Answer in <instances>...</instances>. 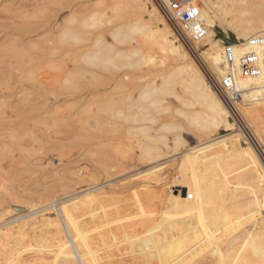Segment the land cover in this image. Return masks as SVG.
I'll list each match as a JSON object with an SVG mask.
<instances>
[{
	"label": "bare ground",
	"instance_id": "1",
	"mask_svg": "<svg viewBox=\"0 0 264 264\" xmlns=\"http://www.w3.org/2000/svg\"><path fill=\"white\" fill-rule=\"evenodd\" d=\"M126 1L129 4L127 14H130L131 10L136 15L110 29L112 42L106 40L102 34H94L97 26L102 23L103 12L91 10L86 1L72 2L65 17L61 16L60 19L49 17L52 20L49 19L46 25L47 31L58 35L61 44L80 45L81 52L79 50H77L79 54L75 52L76 65L66 78L69 85L76 86L84 78L89 80L95 87L93 94L99 98L103 95L106 100L103 102V109H109L119 120H123L120 122H130L125 131L131 135V138L133 136L137 139L135 142L137 141L140 148L138 149L134 143L133 146L140 150L139 159L145 160L146 165L147 162L153 165L147 167V170L143 169L145 172L149 171V177H143L146 178L145 182L138 179L139 182L136 183L139 189L131 188L130 192L135 190L131 194L129 192L125 195L126 192L123 191L121 192L124 193L123 196L119 194V198L113 197L114 194L111 195L110 192L107 194V189L101 190V187L106 185L103 183L101 187L94 188L97 186L95 184L93 188L79 191L69 197L70 200L59 203L57 214L63 225V232L69 240L73 258L78 264H99L85 258L89 245L110 243L112 246L116 243L115 247H110L111 249H108L110 245L104 248L106 259L104 264H110L108 260L124 242L128 253L138 261L149 258L156 260L158 264H264V219H260L259 211L260 206L264 204L262 158L245 137L244 143L241 141L240 138L244 134L241 133L242 129L240 130L237 125L230 108L218 91L210 85L200 64L167 18L164 9L169 10L173 15L178 14V11L171 5L166 7L163 1L160 2L161 5L156 1L155 4L154 0ZM199 5L201 18L206 26V35L202 40L193 42V46L206 41L209 47L202 51L203 53L199 48L193 49L195 53L203 54L207 58L205 59L210 61L209 65L221 80L226 69L230 67L225 47L228 45L235 49L234 65L238 93L236 95L229 92L228 96L245 118L250 117L256 122L261 113V106L264 108V43L256 44L252 41L264 35V0H199ZM222 21L226 22L228 30L222 28ZM89 40H91L90 44L83 46L84 49L81 50L83 48L81 44ZM124 43L128 46L122 47ZM248 52H256L258 55L259 67L255 73L241 70V57ZM162 57L175 63L162 68L161 73L159 72L161 77L159 83L157 75L151 79H148V76L158 59L163 60ZM160 62L164 63V60ZM141 68H143L142 72L136 76L137 79L134 76V79L139 81V83L136 81L139 88L137 90V87H133L138 91L137 95L133 96L127 89L124 79L133 77L131 76L133 71ZM177 78L178 81L181 78L185 90L192 95L193 102L189 104L191 106L198 104L201 109L187 112L179 111L178 108L176 111L201 131H207L211 127L225 132L222 136L210 138L199 146H189L182 153L179 152L180 156L176 153L179 161L176 163L174 183L187 189L185 196L175 195L172 191L166 194L165 184H159L163 177V172L161 173L163 168H160L163 163L161 165L156 162L160 158H167L173 151L176 152L184 141L181 134H176L173 147L169 145L172 150H168L165 133L161 134L158 129L165 132L182 128L175 121L163 122L157 129L152 126L158 121L157 110H161V107L167 111L168 107L162 105L165 101L162 95L165 96L171 91V86L175 85ZM101 86L106 88L101 90ZM120 96L125 97L127 101L131 99V102L126 106L122 105L124 103L119 104ZM122 100L120 102H123ZM185 103L187 105V102ZM155 106L159 109H155ZM94 117L97 118L95 115ZM152 130L159 133L154 135L151 133ZM158 141L164 142V147L167 145V149L162 150L156 145ZM117 163L119 165V162ZM115 173L112 175L117 177ZM127 181L124 183L129 184ZM110 183L112 185V181ZM106 194L111 195L109 198H117L122 202L118 210L120 208L126 210V214H123L127 225L125 228L116 227L115 232L102 230L98 232L97 225H92L94 219L88 215H83L77 225L69 224L67 220L69 213L92 209L105 201L113 203V200H107ZM43 198L42 195L38 197L39 200ZM119 202L116 201V204ZM157 206L159 208H156ZM38 213V209L34 211L32 208L27 214L3 221L0 227L13 224L22 226L27 219L36 218L33 222L36 224L32 228L36 231V225L43 227L49 223L47 214ZM248 223H251L250 227L243 229ZM129 227H133L134 230L128 232ZM52 231L56 230L51 228L49 232ZM42 234L43 236L37 239L38 244L44 240V235L46 236L47 233L42 232ZM226 238H229L228 241ZM108 239H113L115 243H108ZM45 240L51 247L53 246L49 235ZM28 245L32 247L31 243ZM203 252L212 259L210 263H203Z\"/></svg>",
	"mask_w": 264,
	"mask_h": 264
},
{
	"label": "rangeland",
	"instance_id": "2",
	"mask_svg": "<svg viewBox=\"0 0 264 264\" xmlns=\"http://www.w3.org/2000/svg\"><path fill=\"white\" fill-rule=\"evenodd\" d=\"M63 1L0 0V223L10 220L11 217L27 214L32 208L34 211L38 209L39 215L44 212L49 216V223L43 227L36 225V231L32 230L36 224L33 223L36 218L27 219L22 226L13 224L0 227V264H78L77 260L73 258L69 240L63 232V225L57 214L59 203L70 200L69 197L79 191L93 188L95 184L97 186L94 188L101 187L103 183L106 184H104L106 187L102 186L101 190L107 189V194L110 192L109 194H114L113 197L119 198V194L123 196L125 192V195L129 194V190L134 188L138 190L139 187H137L136 182H139L140 179L145 182L146 178L143 179V177H149V171L145 172L143 169L147 170V167L153 166L149 164L150 162H147L146 165L145 160L144 162L139 159L140 150L138 149L140 147L138 148L137 141L135 142L137 139H134L133 136L132 139L131 135L125 131L130 122H120L123 120H119L109 109H103L105 98L100 95V99L93 94L95 87L89 80L81 79L76 86H70L69 81L66 80L69 71L76 65L80 45L61 44L56 33L46 30L47 21L51 17L52 19L65 17L70 5L76 0ZM77 1H86L91 10L103 12L102 23L97 26L94 34H102L106 40L111 42L110 29L136 15L131 10L130 14H127L129 4L126 0ZM155 1L156 4L157 1ZM91 5H95V8ZM222 22V28L228 30L226 22ZM90 42L91 40L81 44V47L90 44ZM195 45L201 53L209 47L206 41ZM121 46L127 47L128 44L124 43ZM195 47L193 46V48ZM83 49L84 47L81 50ZM76 51L77 53H75ZM192 54L206 74L208 82L215 89L211 79L222 80L216 76L213 67L209 65L210 61L206 60L207 58L203 54L198 55V53L193 52ZM162 58L164 63L160 62L163 60L159 58L158 65L156 64L152 67V71H149L151 77L148 76V79L157 75V81L160 83L159 74L163 70L162 68L175 63L165 59V57ZM161 63L162 66H160ZM56 67L58 68L56 69ZM142 69L134 70L133 75H131L133 77L124 79L127 83V89L132 92L133 96L138 93L139 81L136 80V76L140 75ZM179 81L177 78L175 85L171 86L170 92L172 93L162 95L163 100H165L162 105L167 106L168 109L165 111L158 105L161 109L157 110L158 113L156 112L158 121L152 126L157 129L161 127L163 122L175 121L182 128L165 132L158 129L161 134L165 133V143L168 144V150H172L171 147L174 145L173 139L176 134H181L184 141L180 145L181 147L176 149V152L170 153L176 159L169 154L167 158H160L156 162L161 165L163 163L160 166L163 168L161 171L163 177H161L159 184H165L166 194L168 191H172L175 195L182 194L185 196L187 189L179 185L176 186L174 183V176L177 172H175L176 163L179 161L178 156L189 146H199L206 143L210 138L222 136L225 132L222 129H212L211 127L207 131H201L197 129L195 124H190L185 116L176 111L178 108L179 111L187 112L201 109L198 104L193 106L189 104L193 102L192 95L185 90L181 78ZM134 86L137 87V90L133 88ZM101 87V90L106 88V86H104L105 88ZM176 94L179 96L176 97ZM119 98H121L120 101L123 99V102L117 99L119 104L124 103L122 105L126 106L131 102V99L127 101L123 96ZM223 98L240 130L242 129L241 133L244 136L240 138L241 141L243 142L245 137V140L254 147L264 162V108L261 106L259 119L255 122L250 117L245 118L229 96ZM168 103L171 104V107ZM183 103L185 104L183 105ZM159 107L155 109H159ZM152 109L154 108L152 107ZM155 132L151 131L154 135L159 133ZM130 141L131 144H129ZM158 142L155 144L160 146L162 150L167 149V145L164 147V142ZM133 143L137 145L138 149H136V145L133 146ZM108 155L109 157H107ZM119 167L125 171L118 169ZM112 173L117 174V177L114 174L113 176ZM113 177L116 178L113 179ZM123 180H128L127 183L129 184L124 183ZM110 181H112V185ZM150 181L154 182V180ZM123 191L124 193H121ZM40 195L44 197L42 200L38 199ZM110 196L107 195L106 198L113 200V203L115 201L114 204L110 203L112 201H108L109 203L105 201L95 208L67 214L69 224L71 226L77 225L83 215H88L94 219L92 225H97L98 232L101 230L115 232L116 227L125 228L127 225L123 214H126V210L122 208L118 210L122 202H119L117 198H109ZM116 201L119 203L116 204ZM40 210L42 211L40 212ZM259 211L262 220L264 219V204L260 206ZM147 212L148 210H146V214H148ZM250 225L251 223L245 224L243 229L249 228ZM51 228L56 231L50 233ZM127 230L128 232L133 231L134 228L129 227ZM42 232L47 233L46 236L49 235L52 238V247L45 240V235L44 240L38 244L37 239L41 235L43 236ZM115 235L118 236L117 233ZM228 239L226 238V241ZM108 240V243H115L113 239ZM28 243H31L32 247ZM41 244L46 246L43 247ZM115 244L112 246L110 243L107 245H89L84 256L89 261L104 264L106 260L104 248L110 245L108 249H111L115 247ZM202 255H204L203 263L211 262L212 259L208 258L209 255L206 252H203ZM141 260L138 261L129 254L124 242H122L108 262L110 264H158L154 259Z\"/></svg>",
	"mask_w": 264,
	"mask_h": 264
},
{
	"label": "built area",
	"instance_id": "3",
	"mask_svg": "<svg viewBox=\"0 0 264 264\" xmlns=\"http://www.w3.org/2000/svg\"><path fill=\"white\" fill-rule=\"evenodd\" d=\"M161 5L168 7L171 5L178 14L173 15L169 10L164 12L172 23L175 30L182 37L190 50L195 53L193 49V42L202 40L206 35V26L201 18L199 0H156ZM169 3V4H168ZM264 43V35L258 36L253 39L252 43ZM225 54L230 62V67L226 69V73L222 81L211 79L213 86L223 97L228 96L232 92L237 95V76L235 74V49L232 46L225 47ZM241 70L242 72L255 73L259 67V58L256 52H248L241 57Z\"/></svg>",
	"mask_w": 264,
	"mask_h": 264
}]
</instances>
